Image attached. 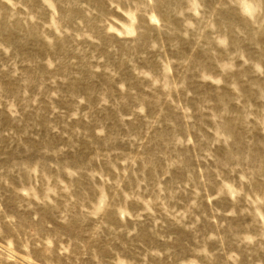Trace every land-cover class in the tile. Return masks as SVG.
Masks as SVG:
<instances>
[{
  "label": "rangeland",
  "instance_id": "rangeland-1",
  "mask_svg": "<svg viewBox=\"0 0 264 264\" xmlns=\"http://www.w3.org/2000/svg\"><path fill=\"white\" fill-rule=\"evenodd\" d=\"M0 264H264V0H0Z\"/></svg>",
  "mask_w": 264,
  "mask_h": 264
}]
</instances>
